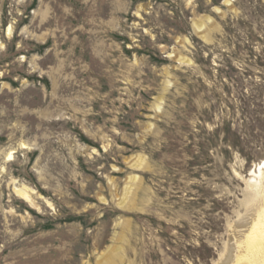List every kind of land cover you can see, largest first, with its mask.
I'll list each match as a JSON object with an SVG mask.
<instances>
[{"label":"rangeland","instance_id":"1","mask_svg":"<svg viewBox=\"0 0 264 264\" xmlns=\"http://www.w3.org/2000/svg\"><path fill=\"white\" fill-rule=\"evenodd\" d=\"M263 173L264 0H0V264H224Z\"/></svg>","mask_w":264,"mask_h":264},{"label":"bare ground","instance_id":"2","mask_svg":"<svg viewBox=\"0 0 264 264\" xmlns=\"http://www.w3.org/2000/svg\"><path fill=\"white\" fill-rule=\"evenodd\" d=\"M260 190L261 191H259V196L257 197L258 207H254V209L258 208V210L264 209V173ZM17 191L26 201L31 200L29 197V193L26 189H17ZM260 224H263V226H260ZM263 227V220H258V222H255L253 220L248 230L246 229V232L241 233L239 236L236 237V248L226 259V261H224V264H264V232L262 230Z\"/></svg>","mask_w":264,"mask_h":264}]
</instances>
